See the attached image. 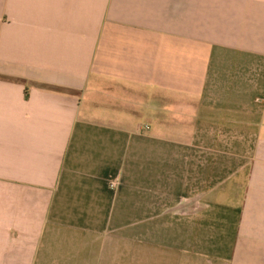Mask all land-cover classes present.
Instances as JSON below:
<instances>
[{
  "label": "crops",
  "instance_id": "0c3cea01",
  "mask_svg": "<svg viewBox=\"0 0 264 264\" xmlns=\"http://www.w3.org/2000/svg\"><path fill=\"white\" fill-rule=\"evenodd\" d=\"M0 264H264V0H0Z\"/></svg>",
  "mask_w": 264,
  "mask_h": 264
}]
</instances>
